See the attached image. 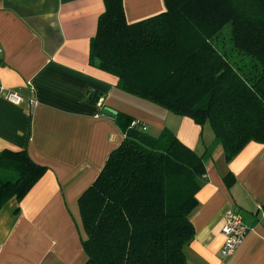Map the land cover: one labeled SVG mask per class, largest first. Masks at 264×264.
<instances>
[{
  "label": "crops",
  "instance_id": "crops-1",
  "mask_svg": "<svg viewBox=\"0 0 264 264\" xmlns=\"http://www.w3.org/2000/svg\"><path fill=\"white\" fill-rule=\"evenodd\" d=\"M123 5L130 25L166 12L164 0ZM104 12V0H0V79L24 99L15 105L0 98V153L26 151L47 168L21 201L0 209V264L87 263L79 199L125 138L117 114L145 126L150 137L168 129L202 157L206 175L190 215L195 236L184 250L186 264H264V144L249 143L228 163L209 124L119 89L116 76L90 61ZM228 173L235 179L229 188ZM229 210L248 233L224 259Z\"/></svg>",
  "mask_w": 264,
  "mask_h": 264
},
{
  "label": "trees",
  "instance_id": "trees-1",
  "mask_svg": "<svg viewBox=\"0 0 264 264\" xmlns=\"http://www.w3.org/2000/svg\"><path fill=\"white\" fill-rule=\"evenodd\" d=\"M164 2L166 12L130 25L123 0H104L91 63L125 93L209 124L228 163L264 144V0ZM228 25L229 50L214 44ZM115 120L125 138L79 199L86 264H186L202 157L168 129L153 138L126 115ZM46 172L26 151L1 152L0 209ZM223 180L235 182L231 173Z\"/></svg>",
  "mask_w": 264,
  "mask_h": 264
},
{
  "label": "built area",
  "instance_id": "built-area-1",
  "mask_svg": "<svg viewBox=\"0 0 264 264\" xmlns=\"http://www.w3.org/2000/svg\"><path fill=\"white\" fill-rule=\"evenodd\" d=\"M3 53L2 46L0 45V56ZM0 98L15 104L20 105L23 102V98L9 89H7L0 79ZM30 104L34 106L36 103L30 101ZM131 127L138 128L143 132L146 130L145 126H142L139 122H133ZM248 233V228L244 225L242 217L232 210L226 212L224 216V226L222 228V235L224 242L221 248V256L224 259L230 258L240 247L245 240Z\"/></svg>",
  "mask_w": 264,
  "mask_h": 264
},
{
  "label": "rangeland",
  "instance_id": "rangeland-1",
  "mask_svg": "<svg viewBox=\"0 0 264 264\" xmlns=\"http://www.w3.org/2000/svg\"><path fill=\"white\" fill-rule=\"evenodd\" d=\"M230 26L228 25V26H226L225 28H224V30L222 31V34H220L218 37H217V40H215L214 41V44L216 45V46H219V45H221V44H225V48L227 49V50H229V46L227 45V42L229 41L228 39H229V31H230ZM236 56L238 57V56H241V53H238V55L236 54ZM151 103V102H150ZM153 106L155 107V108H157V109H159V110H162V109H164V108H162V107H160V106H158V105H156V104H154L153 103ZM161 108V109H160ZM154 138V137H153Z\"/></svg>",
  "mask_w": 264,
  "mask_h": 264
}]
</instances>
